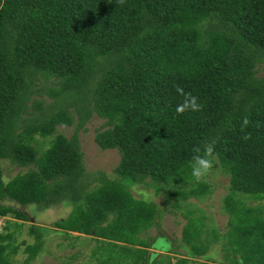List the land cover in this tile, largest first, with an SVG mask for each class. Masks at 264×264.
Here are the masks:
<instances>
[{
    "label": "trees",
    "instance_id": "obj_1",
    "mask_svg": "<svg viewBox=\"0 0 264 264\" xmlns=\"http://www.w3.org/2000/svg\"><path fill=\"white\" fill-rule=\"evenodd\" d=\"M261 65L264 0H0V159L25 167L7 179L0 170V216L27 220L13 203H70L53 226L92 236L95 264H217L204 260L207 236L223 239L230 264H264L262 208L233 196L264 198ZM38 80L55 85L46 107L34 97ZM176 86L202 110L176 114L183 99ZM92 114L103 120L97 147L117 151L119 180L88 188L76 134ZM59 124L73 126L69 138L55 132ZM36 136L50 137L45 148L37 149ZM211 141L228 175L227 230L200 239V218L189 215L180 250L149 251L161 250L144 233L159 227L163 209L134 197L121 179L166 184L174 203L198 197L210 186L195 182L188 164L193 147ZM37 246V239L25 245V261ZM16 249L0 233V264ZM170 253L180 256L172 262Z\"/></svg>",
    "mask_w": 264,
    "mask_h": 264
},
{
    "label": "rangeland",
    "instance_id": "obj_2",
    "mask_svg": "<svg viewBox=\"0 0 264 264\" xmlns=\"http://www.w3.org/2000/svg\"><path fill=\"white\" fill-rule=\"evenodd\" d=\"M264 70L261 65L258 74ZM49 82L38 80L35 89L40 91L35 93V99H42L43 107L47 106V102L51 99L47 95V87ZM46 109V108H45ZM103 120L92 114L85 122L84 129L78 130L76 137L78 145L82 152V161L84 166V176L82 180L86 187L99 183L102 179H118L113 168L118 161V154L115 149H100L93 140L95 129L99 128ZM55 132L61 133L67 138L72 135L73 126H65L62 124L55 126ZM50 137L41 138L36 136V146L38 150L45 148ZM25 167H15L12 163L5 159H0V170L3 179H7L17 171L24 170ZM119 180V179H118ZM136 198H142L158 204L163 213L159 219V227H150L146 235L156 239L155 243L161 239H166L170 246L162 248H149L151 252L164 253L165 250L178 249L177 243L181 241V227L185 222L186 216L193 215L200 218L203 233L200 235L202 239L206 232L214 230L216 235L225 233L228 228L229 213L224 207V196L228 192V175L220 167L216 160L214 168L207 176L205 181L208 183L209 190L202 195L188 196L185 199H178L177 203L173 202V197L169 195L170 186L166 184H157L150 179H145L140 183H131L121 179ZM234 198L239 203L251 206L261 207V214L264 217V198L256 199L248 194L235 192ZM14 208L26 214L27 220H19L8 214L0 216V233H9L12 243L17 249L10 255L9 264H95V260L90 256L91 250L96 246L92 236L79 234L76 232L64 233L62 230L53 226V223L64 217L71 205L70 203H59L51 207L39 209L35 204H11ZM144 235V236H146ZM37 239L38 246L35 256L27 261L25 257L27 252L24 250L26 244H32ZM223 239L217 236L216 240H211L209 236L203 241L207 243L204 259L207 262L217 264L232 263V254L226 252L222 248ZM182 252H180L181 254ZM171 261L175 262L180 255L178 253H170Z\"/></svg>",
    "mask_w": 264,
    "mask_h": 264
},
{
    "label": "clouds",
    "instance_id": "obj_3",
    "mask_svg": "<svg viewBox=\"0 0 264 264\" xmlns=\"http://www.w3.org/2000/svg\"><path fill=\"white\" fill-rule=\"evenodd\" d=\"M117 3L123 6L125 0H117ZM175 91L183 98L181 103L175 108L176 114L183 115L185 112H198L202 110L203 105L198 103L197 97L193 96L190 92H184L179 86H176ZM249 123L248 117H244L241 124L242 130L247 128ZM257 127H259V124H257ZM241 138L244 141H248L251 139V133L246 132ZM214 144L215 141H211L202 146H194L192 149L194 155L191 157L188 166L193 180L197 183L205 181L215 166L216 155ZM156 243L162 248L170 246L169 242L164 238L159 239Z\"/></svg>",
    "mask_w": 264,
    "mask_h": 264
}]
</instances>
